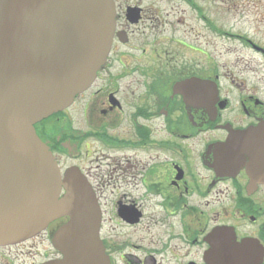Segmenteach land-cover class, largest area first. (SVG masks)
<instances>
[{
	"label": "flooded vegetation",
	"instance_id": "flooded-vegetation-1",
	"mask_svg": "<svg viewBox=\"0 0 264 264\" xmlns=\"http://www.w3.org/2000/svg\"><path fill=\"white\" fill-rule=\"evenodd\" d=\"M113 1L106 61L66 108L34 125L61 175L76 169L89 183L104 261L264 264V175L252 168L264 135L238 161L222 152L232 135L264 125L263 93L205 41L204 29H224L204 0ZM243 39L264 60V47ZM66 221L0 245V264L58 263L54 238Z\"/></svg>",
	"mask_w": 264,
	"mask_h": 264
},
{
	"label": "water",
	"instance_id": "water-1",
	"mask_svg": "<svg viewBox=\"0 0 264 264\" xmlns=\"http://www.w3.org/2000/svg\"><path fill=\"white\" fill-rule=\"evenodd\" d=\"M115 24L113 0H0V245L66 216L55 233L64 254L56 264H106L90 185L76 169L61 177L34 124L91 84ZM261 135L264 125L238 132L222 152L238 161L250 155L249 143H262ZM252 158L259 161L253 173L264 175V148Z\"/></svg>",
	"mask_w": 264,
	"mask_h": 264
},
{
	"label": "rangeland",
	"instance_id": "rangeland-1",
	"mask_svg": "<svg viewBox=\"0 0 264 264\" xmlns=\"http://www.w3.org/2000/svg\"><path fill=\"white\" fill-rule=\"evenodd\" d=\"M206 14L224 29L211 35L204 29V38L213 41L225 63L231 64L233 77L258 88L264 95V60L247 48L243 38L264 47V0H204ZM205 42V43H206Z\"/></svg>",
	"mask_w": 264,
	"mask_h": 264
}]
</instances>
